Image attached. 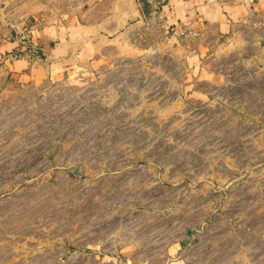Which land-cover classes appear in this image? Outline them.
<instances>
[{
  "label": "rangeland",
  "instance_id": "1",
  "mask_svg": "<svg viewBox=\"0 0 264 264\" xmlns=\"http://www.w3.org/2000/svg\"><path fill=\"white\" fill-rule=\"evenodd\" d=\"M98 1L0 3V264H264L260 16L217 39L103 0L92 30ZM62 19L72 63L9 76V40Z\"/></svg>",
  "mask_w": 264,
  "mask_h": 264
},
{
  "label": "crops",
  "instance_id": "2",
  "mask_svg": "<svg viewBox=\"0 0 264 264\" xmlns=\"http://www.w3.org/2000/svg\"><path fill=\"white\" fill-rule=\"evenodd\" d=\"M8 1L10 2V0H0V3L4 5ZM118 1L121 7L123 6L120 13L122 17L142 13L138 5L139 0ZM145 3L146 7L148 4L158 6V16L164 20L163 25H167L165 21L168 24L191 21L196 26H205L208 35H213L217 39L234 35L241 22L247 20L251 14H256L255 16L258 17L264 12V0H145ZM107 10L105 1L100 0L93 9H89L87 15H83L90 17L94 13L86 22L92 26V30H97L104 24L102 18L108 17ZM87 28L75 27L72 21L63 19L61 22L56 21L52 26H44L37 21L31 24L29 26L31 34L28 39L22 35H15L14 40H9L16 46L15 51L11 53L12 56L27 53V56L9 58L12 61L9 76L22 78L26 69L37 75L47 76L56 68L72 63L70 54L85 42ZM42 54L49 63L37 64L39 62L36 61L35 56H40L44 61Z\"/></svg>",
  "mask_w": 264,
  "mask_h": 264
},
{
  "label": "water",
  "instance_id": "3",
  "mask_svg": "<svg viewBox=\"0 0 264 264\" xmlns=\"http://www.w3.org/2000/svg\"><path fill=\"white\" fill-rule=\"evenodd\" d=\"M136 14L139 15V13H135L134 16H136ZM134 16H130V17H134ZM15 38H16V36H15ZM26 39H28V38L26 37ZM22 44H23V43H22ZM22 56H27V53H23V54H15V55H13V56H12V55H9L8 57H9L10 59H14V58H17V57H22ZM42 56L44 57V61L42 60V58H41L40 56H35L36 61L39 62V63H49V61H48L47 59H45V55L42 54Z\"/></svg>",
  "mask_w": 264,
  "mask_h": 264
},
{
  "label": "built area",
  "instance_id": "4",
  "mask_svg": "<svg viewBox=\"0 0 264 264\" xmlns=\"http://www.w3.org/2000/svg\"><path fill=\"white\" fill-rule=\"evenodd\" d=\"M260 18H261V23L264 26V12L261 13Z\"/></svg>",
  "mask_w": 264,
  "mask_h": 264
}]
</instances>
